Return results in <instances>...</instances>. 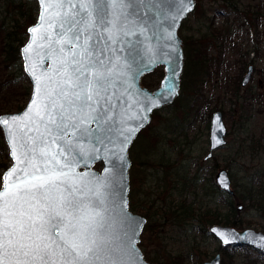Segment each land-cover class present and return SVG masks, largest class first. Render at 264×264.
<instances>
[{"label": "snow or ice", "instance_id": "obj_1", "mask_svg": "<svg viewBox=\"0 0 264 264\" xmlns=\"http://www.w3.org/2000/svg\"><path fill=\"white\" fill-rule=\"evenodd\" d=\"M162 2L46 4L43 58L51 67L39 99L23 114L0 120L20 165L0 190V264H136L142 222L115 199L110 178L76 174L75 166L90 169V161L109 156L121 162L144 112L173 94L171 85L155 98L133 87L148 66L143 33Z\"/></svg>", "mask_w": 264, "mask_h": 264}, {"label": "rangeland", "instance_id": "obj_2", "mask_svg": "<svg viewBox=\"0 0 264 264\" xmlns=\"http://www.w3.org/2000/svg\"><path fill=\"white\" fill-rule=\"evenodd\" d=\"M228 1L196 0L194 11L179 29L184 49L180 94L172 104L153 111L150 123L129 150L130 209L147 218L139 247L150 263L203 264L222 252V264H264L262 252L242 245L226 253L220 240L201 228L205 224L188 220L178 226L174 213L169 212L172 205L186 200L196 213L217 207L221 220L215 224L264 232V146L254 148L257 141L264 145V102L248 100L250 93L261 91L256 85L264 73V54L258 58L251 55L256 39L264 40V20L260 19V28L254 24L255 13H264V0H231L237 12L227 6ZM39 10L37 0H0V115L23 110L31 97L32 84L24 70L22 47ZM225 35L235 50L219 54L217 46ZM212 40L215 45H207L203 56L199 51L203 50V41L208 44ZM252 58L256 60L254 83L243 87L239 77ZM145 75L142 85L154 90L160 86L165 70L159 66ZM218 110L224 114L227 145L206 160L212 115ZM12 163L2 130L0 188L3 174ZM93 167L101 171L103 164ZM198 168L205 170V178L204 184L196 185L191 178ZM222 169L229 173L236 191L228 198L233 209L220 194H207ZM186 177L190 180L184 181Z\"/></svg>", "mask_w": 264, "mask_h": 264}, {"label": "water", "instance_id": "obj_3", "mask_svg": "<svg viewBox=\"0 0 264 264\" xmlns=\"http://www.w3.org/2000/svg\"><path fill=\"white\" fill-rule=\"evenodd\" d=\"M40 10L37 21L28 28L29 38L22 47V58L24 64V70L32 84L31 97L26 107L19 112L4 113L0 115V120L7 116H14L23 114L30 106V101L38 100V90L42 87L44 80L46 79L45 73L51 67V62L47 58H43L46 52L44 45L46 41L42 40V36L45 32L46 26L41 25L42 15L45 13V6L49 0H45V4L41 3V0H37ZM196 6V0H163L159 6V12L157 19L152 21L148 25V29L144 31V45L149 50L145 53V60L147 62L146 70L143 74L136 77L133 87L137 91H142L144 96H150L151 98L157 97L160 93L164 92L169 85L173 86V94L166 100L159 101L158 106H153L150 111L144 112V121L142 126L135 129L129 142L124 146L123 160L119 163L114 162V158H98L95 161H90V169L85 168L83 163H78L75 166L76 174H82L85 172H91L100 179L111 180L110 186L114 188L115 199L117 201H123L124 209L130 218L141 221V226L138 233L135 236L134 249L135 256L138 257L136 264H155L148 262L143 254V251L139 247L141 240V234L147 222V218L143 215L137 214L130 209V167L132 160L129 155V150L138 136L139 132L144 129L151 121L152 113L156 109H160L164 106L172 104L179 96L181 90V78L184 70V49L182 45V38L179 35V29L182 22L194 11ZM37 27L36 33H30L29 29ZM26 46H30L29 51H25ZM43 58V59H42ZM163 66L165 75L161 81V84L156 89L152 90L141 85V78L148 73L153 72L157 67ZM253 73V67H250L243 84L249 82ZM39 78V80L37 79ZM143 98V97H141ZM136 115V113H133ZM22 126V123L21 125ZM6 142L9 146L10 157L13 161L12 165L6 169L3 174V186L5 184V177L9 171L13 168H18V165L11 156V140L7 135V127L3 129ZM227 126L224 121L223 112L221 110L215 111L212 115L211 128H210V148L205 159L208 160L213 157L214 152L222 148L227 143ZM107 156V154H105ZM103 162V168L101 171L96 170L93 166ZM37 163H40L37 161ZM115 163V166H114ZM108 172H105V169ZM31 171V168L28 169ZM15 175L9 178V182L14 181ZM217 186L223 192L230 196L235 195V190L232 187V179L229 173L222 169L215 178ZM0 188V190H2ZM243 205H239L238 209H242ZM209 232L220 240L221 245L224 247L229 246H250L264 254V232L256 230L254 228H245L239 230L232 226H226L222 224H214L209 227ZM227 240V243H225ZM222 256L218 252L212 259L205 261L203 264H221Z\"/></svg>", "mask_w": 264, "mask_h": 264}, {"label": "trees", "instance_id": "obj_4", "mask_svg": "<svg viewBox=\"0 0 264 264\" xmlns=\"http://www.w3.org/2000/svg\"><path fill=\"white\" fill-rule=\"evenodd\" d=\"M227 6L229 8L234 7V4L231 3V0H229L227 2ZM34 23V22H32ZM198 51V49H196ZM200 53L202 52V50H199ZM202 54V53H201ZM204 81V78L202 79ZM203 169L198 168V170L196 171L195 174H193V178H191L192 183L199 185V184H204V178L205 175H203V172L205 173V170L203 171ZM189 178H185L184 181ZM185 185L188 183H184ZM209 186V185H208ZM178 187V186H176ZM211 193L207 192V194H215L218 193L221 195V197H223L224 202L226 203V205L228 207H231L233 209V203L229 202L228 198L232 197L230 195H228L227 193L223 192L222 190H220L216 184V182L211 183V186H209ZM236 194V191H235ZM235 196V195H234ZM170 213H174V218H175V224H177L178 226H181L183 221H188V220H195L197 222L200 223V225L202 226L203 224H205V227H201L203 228L205 233H209V229H207V225L208 224H215V223H220V212L219 210L216 208H207L205 211H200L199 213H196V209L194 207H192V203L187 204L186 200L181 201L180 203H177L175 205H172L171 210L169 211ZM232 224H237V222L233 221ZM199 225V226H200ZM226 253L229 252V249L227 248Z\"/></svg>", "mask_w": 264, "mask_h": 264}, {"label": "flooded vegetation", "instance_id": "obj_5", "mask_svg": "<svg viewBox=\"0 0 264 264\" xmlns=\"http://www.w3.org/2000/svg\"><path fill=\"white\" fill-rule=\"evenodd\" d=\"M231 3H233V2H231ZM234 4V3H233ZM231 10L232 11H234V12H237L238 11V8L236 7V4H234V7H231ZM256 15H254V24H256V26L257 25H259L258 27L260 28V24H258V23H261L260 22V19H262V20H264V13L262 12L261 14L260 13H255ZM256 22V23H255ZM231 33V38L233 39V36H234V31H232V32H230ZM230 33H229V37H230ZM259 33L261 34V32H259V30H258V32H257V35H259ZM218 37V36H217ZM215 38H216V36H215ZM223 38H224V40H221V43H219V45L217 46V48H218V51L217 52H219V54H223L224 52H226V49H231V50H235V48L230 44V41H229V39H227L228 38V35H225V36H223ZM211 43H213V45H215L214 44V40H212V41H208V44L207 43H205L204 41H203V50H202V54H203V56L204 55H206V51H205V48H206V46L207 45H209V44H211ZM218 43V42H217ZM247 53L248 52H245V55H247ZM263 54H264V40H259V39H256V41H255V46L253 47V49H252V51H251V55H252V57L254 58V56L255 57H260V56H263ZM252 58V60L249 62V66H248V68H247V71L243 74V75H241L240 77H239V79L241 80V85L243 86V87H249L250 85H252L253 83H254V79H255V76H256V67H255V63H256V60L255 59H253ZM209 61V59L205 56L204 57V62L205 63H207ZM250 67H253V73H252V75H251V78H250V80H249V82L248 83H246V84H243V80H244V78H245V75L247 74V72H248V70H249V68ZM153 73V72H152ZM149 74H151V73H149ZM149 74H146V75H149ZM145 75V76H146ZM144 77V76H143ZM142 77V78H143ZM142 80V79H141ZM141 85H142V83H141ZM143 86V85H142ZM257 87H259L260 89H261V91L259 90L258 91V93H253L254 95H252L251 93H250V95H249V97H248V100H250V101H254V100H263L262 102H264V73H263V75H262V77L259 79V81H258V83H257V85H256ZM145 87H147V86H145ZM148 88V87H147ZM150 89V88H149ZM264 106V105H263ZM262 110V113H263V115H264V107H263V109H261ZM223 116H224V114H223ZM263 137H264V135H263ZM226 139H227V136H226ZM256 142V141H255ZM227 145V143L223 146V147H225ZM256 146H258V147H260V149H263V146L264 145H261V144H259L258 143V141L255 143V145H254V148H256ZM222 147V148H223ZM99 164H103V162H98ZM97 170V169H96ZM223 248H224V250L226 251V249L228 248V249H232V247H235V246H229V247H224V246H222ZM250 247V246H249ZM221 253V256H222V252H220ZM263 254V253H262ZM221 264H222V260H221Z\"/></svg>", "mask_w": 264, "mask_h": 264}]
</instances>
